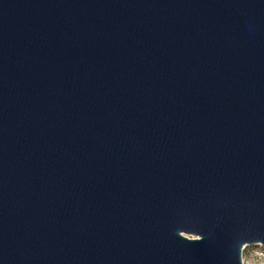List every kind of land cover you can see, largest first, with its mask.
I'll return each mask as SVG.
<instances>
[{
    "label": "water",
    "instance_id": "obj_1",
    "mask_svg": "<svg viewBox=\"0 0 264 264\" xmlns=\"http://www.w3.org/2000/svg\"><path fill=\"white\" fill-rule=\"evenodd\" d=\"M257 243L264 0H0V264Z\"/></svg>",
    "mask_w": 264,
    "mask_h": 264
},
{
    "label": "rangeland",
    "instance_id": "obj_2",
    "mask_svg": "<svg viewBox=\"0 0 264 264\" xmlns=\"http://www.w3.org/2000/svg\"><path fill=\"white\" fill-rule=\"evenodd\" d=\"M242 259L245 264H264V245H246L242 250Z\"/></svg>",
    "mask_w": 264,
    "mask_h": 264
},
{
    "label": "built area",
    "instance_id": "obj_3",
    "mask_svg": "<svg viewBox=\"0 0 264 264\" xmlns=\"http://www.w3.org/2000/svg\"><path fill=\"white\" fill-rule=\"evenodd\" d=\"M245 247V246H244Z\"/></svg>",
    "mask_w": 264,
    "mask_h": 264
}]
</instances>
